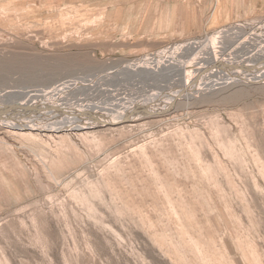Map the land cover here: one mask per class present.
I'll use <instances>...</instances> for the list:
<instances>
[{
  "label": "rangeland",
  "instance_id": "1",
  "mask_svg": "<svg viewBox=\"0 0 264 264\" xmlns=\"http://www.w3.org/2000/svg\"><path fill=\"white\" fill-rule=\"evenodd\" d=\"M232 25L263 59L264 0H0V104L69 128L0 125V264H264V79L185 82Z\"/></svg>",
  "mask_w": 264,
  "mask_h": 264
},
{
  "label": "bare ground",
  "instance_id": "2",
  "mask_svg": "<svg viewBox=\"0 0 264 264\" xmlns=\"http://www.w3.org/2000/svg\"><path fill=\"white\" fill-rule=\"evenodd\" d=\"M239 27L241 28L243 26L232 25L229 27L224 26L216 30L213 29L214 31L211 33L210 32L204 33L202 37H198L196 39H192L189 42H186V45L188 46V48L192 49L193 52H196V57L198 58V60L194 62L193 64H189V65L187 64L188 68H191L190 67L191 65L192 66L195 65L194 68L190 69V70H195V71H190V70L187 71L189 76L188 78L185 77L187 79L185 82H188V81L194 82L196 81V79L197 80L208 79L209 77L213 75L215 78H218V81H220L221 83H228L231 80L237 81L238 76L241 77L239 79H245V80L247 76H251L252 78H255V79H261V80L264 79V58L260 60H254V59L250 60L252 59L251 57H253L252 56L253 53L251 51L246 50L242 56H240L238 53L239 51H237V47L239 46V43L242 39V37H240L241 35L238 32L241 30L239 29ZM248 34L252 35L251 33L243 34L242 36L244 38L241 41V43L244 41V44L246 45V47H247V44H249V40L252 39L251 36H249ZM225 40L229 41L228 43L232 42V45L225 44L224 43ZM169 58H170L169 60L170 61L172 60V62H168L169 61L168 59H167L168 61L162 60L161 62H167L168 64L176 63L174 62L173 59H171V57ZM160 60H158L157 62H160ZM179 62H177V64ZM180 63H183V62H180ZM163 64H166V63H163ZM154 72H151V73H154ZM15 106L17 107L15 108ZM39 107L40 108L38 107L31 108L28 106V104H24L22 106L21 104L20 105L17 104L12 107L11 106L9 107V106H4L0 104V125L10 130L19 131L20 133H22V135L25 133L28 135L30 134V132L36 131V130L41 131V132H46V133H55V134L59 133V131L64 130V129L69 130V128H66V126H61L57 123L48 124L50 121L57 119V118L47 119L45 121V123H47V126L43 125V123L39 120V118H43L44 115L45 116L46 115H49V116L56 115L59 110H62L65 108H58L56 107V105H54V103L50 105L48 104L43 105V107L41 106ZM73 109L72 110L68 109V111L71 110L72 114L80 111L78 109H74L73 111ZM120 122H121L120 120H117L116 122L111 121L107 124H105L104 122L102 123L103 125H96L94 123H90V124H85L83 126L78 125L76 127L77 128L79 127L77 130H83L85 128L87 129L94 128V127H99V126H104V125H106L107 127H115V126H118ZM51 124H53V126H48Z\"/></svg>",
  "mask_w": 264,
  "mask_h": 264
},
{
  "label": "water",
  "instance_id": "3",
  "mask_svg": "<svg viewBox=\"0 0 264 264\" xmlns=\"http://www.w3.org/2000/svg\"><path fill=\"white\" fill-rule=\"evenodd\" d=\"M128 121H129V119L124 118V119L120 122V124L126 123V122H128Z\"/></svg>",
  "mask_w": 264,
  "mask_h": 264
}]
</instances>
